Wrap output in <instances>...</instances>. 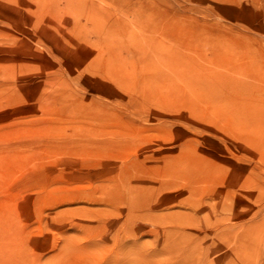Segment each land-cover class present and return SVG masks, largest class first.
Instances as JSON below:
<instances>
[{
    "label": "rangeland",
    "instance_id": "1",
    "mask_svg": "<svg viewBox=\"0 0 264 264\" xmlns=\"http://www.w3.org/2000/svg\"><path fill=\"white\" fill-rule=\"evenodd\" d=\"M173 263L264 264V0H0V264Z\"/></svg>",
    "mask_w": 264,
    "mask_h": 264
},
{
    "label": "bare ground",
    "instance_id": "2",
    "mask_svg": "<svg viewBox=\"0 0 264 264\" xmlns=\"http://www.w3.org/2000/svg\"><path fill=\"white\" fill-rule=\"evenodd\" d=\"M164 163V162H163ZM134 164V163H133ZM133 167V166H132ZM143 175V174H142ZM159 181V180H158ZM161 183H163V184H165L164 182H161ZM162 184V185H163ZM130 186H132V185H130ZM133 187V186H132ZM164 187H167V186H165L164 185ZM126 189V188H125ZM133 189V188H132ZM161 189V188H160ZM128 190H129V188H128ZM144 190H145V188H144ZM164 190V189H163ZM125 191V190H124ZM127 191V190H126ZM130 191H132V190H130ZM158 191V190H157ZM190 191H192L193 192V190L192 189H187V193H188V195H189V197L192 195V193L190 192ZM225 191V190H224ZM224 191H222V192H220V195H226V193L224 192ZM128 192V191H127ZM142 192V191H141ZM147 192V190L145 191V193ZM152 193H153V191H151ZM132 193V192H131ZM127 194V193H126ZM138 194V193H137ZM205 194V193H204ZM203 194V195H204ZM142 195H143V193H142ZM178 195V194H177ZM208 195V194H207ZM202 197V196H201ZM208 197V196H207ZM207 197H206V199H207ZM210 197V196H209ZM225 197V196H224ZM128 198V200H127V204H128V209H129V211H128V215H131L132 214V217L133 216H135L136 214H137V216L138 215H140V217H142V218H145V221L144 222H147V223H152V224H155V220H156V218H157V216L155 217L154 215L153 216H151L150 214L148 215V214H146V215H142V214H140V212L142 211V210H144V207H143V201H141V200H139V198L138 197H134V195L133 196H129V197H127ZM222 199H223V197H221ZM179 199V198H178ZM204 198H202V200H203ZM209 200V199H208ZM199 201V204H200V200H198ZM226 201V200H225ZM142 202V203H141ZM197 203V202H196ZM225 203V202H224ZM227 203V202H226ZM198 204V205H199ZM213 205V204H212ZM217 206V205H216ZM215 206V207H216ZM226 207V206H225ZM225 207L223 206V207H219V210L221 211V213H224L225 212ZM126 208V207H125ZM214 208V207H213ZM217 208V207H216ZM218 209V208H217ZM149 210V209H148ZM228 210V209H227ZM145 212V211H144ZM155 212V211H154ZM158 212V211H157ZM115 213V212H114ZM136 213V214H135ZM145 214V213H144ZM127 216V215H126ZM121 217V216H120ZM128 218H129V220H128V222L130 221V220H132V217H129V216H127ZM139 217V218H140ZM222 217V216H221ZM127 218V219H128ZM136 218V217H135ZM141 218V219H142ZM223 219V221H225L226 220V218L225 217H222ZM196 220V219H195ZM198 221V220H197ZM199 222V221H198ZM157 223V222H156ZM222 223V222H221ZM193 224H194V222H193ZM181 225V224H180ZM191 225V224H190ZM220 225V224H219ZM218 225V226H219ZM216 226V225H215ZM217 226V227H218ZM192 227H193V225H192ZM195 227H197L196 225H195ZM195 227L193 228V229H195ZM223 228V231L225 232L227 229H229L228 227H226L224 224H223V226H222ZM172 228H174L173 226H172ZM180 228V227H179ZM186 228V227H185ZM219 228V227H218ZM197 229V228H196ZM215 229V228H214ZM165 230V229H164ZM181 230V229H180ZM197 230H199V228L197 229ZM201 230V229H200ZM127 231V230H126ZM125 231V232H126ZM129 231V230H128ZM127 231V232H128ZM196 231V230H195ZM202 231V230H201ZM219 231V230H218ZM137 232V230H132V233L134 234V233H136ZM139 232V231H138ZM161 232V231H160ZM165 232H166V230H165ZM123 233H124V231H123ZM131 233V232H130ZM156 233V232H155ZM174 233V232H173ZM179 233V232H178ZM157 234V233H156ZM225 234H227L226 232H225ZM224 234V235H225ZM125 235V234H124ZM123 235V236H124ZM130 235V234H129ZM139 235V234H138ZM161 235V234H160ZM164 235V234H163ZM162 235V236H163ZM184 235H186V234H184ZM127 236V235H126ZM135 236V235H134ZM133 236V237H134ZM166 236V235H165ZM226 236V235H225ZM164 238V237H163ZM181 239V238H180ZM172 240V239H171ZM135 241V240H134ZM164 242H166L165 240H164ZM186 242V241H185ZM135 243V242H134ZM195 243V242H194ZM161 244H162V242H161ZM177 244V243H176ZM197 244H199V243H197ZM212 245V244H211ZM213 245H215V244H213ZM212 245V246H213ZM169 246H170V244H169ZM128 247V246H127ZM163 247V246H162ZM167 247V246H166ZM166 247H164V250H165V248ZM192 247V246H191ZM218 248V247H217ZM161 249V248H160ZM159 249V250H160ZM200 249V248H199ZM166 251V250H165ZM130 252V251H129ZM212 252H213V250H212ZM146 254V253H145ZM7 258V257H6ZM135 259V258H134ZM40 260V259H39ZM174 264V263H173ZM177 264V263H176Z\"/></svg>",
    "mask_w": 264,
    "mask_h": 264
}]
</instances>
